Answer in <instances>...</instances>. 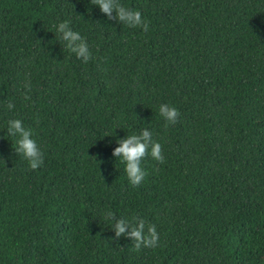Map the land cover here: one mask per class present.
I'll return each mask as SVG.
<instances>
[{
	"label": "trees",
	"instance_id": "1",
	"mask_svg": "<svg viewBox=\"0 0 264 264\" xmlns=\"http://www.w3.org/2000/svg\"><path fill=\"white\" fill-rule=\"evenodd\" d=\"M120 3L147 32L91 0H0V264H264V0ZM64 21L87 63L56 32ZM9 119L32 131L38 169ZM144 129L165 162L146 156L133 186L113 152ZM133 217L158 247L116 238Z\"/></svg>",
	"mask_w": 264,
	"mask_h": 264
},
{
	"label": "clouds",
	"instance_id": "2",
	"mask_svg": "<svg viewBox=\"0 0 264 264\" xmlns=\"http://www.w3.org/2000/svg\"><path fill=\"white\" fill-rule=\"evenodd\" d=\"M91 2L98 5L101 12L106 14L109 19H115L117 22L131 28L140 27L144 32L149 29V24L142 18L141 12L125 7L120 3V0H91ZM113 13H115L114 17ZM56 32L60 34V39L65 42L67 49L74 53L77 59H82L83 62L87 63L92 58L84 37L70 27L69 21L59 23L56 26ZM30 87V83L25 84V88L30 89ZM29 98L25 96V99ZM14 107L15 105L11 102L7 104L9 110ZM159 113L167 122L166 127L177 123L180 116L177 108L167 104L160 105ZM7 133L9 136L18 137L15 152L28 161L31 170H36L43 165V154L37 142L32 139V131L26 129L20 119H9L7 121ZM117 142L120 146L115 148L113 156L120 158L121 162L125 164V172L133 186H139L147 175L141 167V162L146 156L150 155L152 159L161 164L165 162L161 144L153 141L152 133L148 129H144L139 135H130L126 139ZM104 220L111 223L115 220V214L107 211ZM132 220L134 223L131 224V231L127 233L129 223L123 218L115 221L116 238L119 239L125 234L130 236L132 242H134L133 249L135 251H140L142 247H158L159 233L156 226L154 224L146 225V221L142 218L133 217Z\"/></svg>",
	"mask_w": 264,
	"mask_h": 264
}]
</instances>
